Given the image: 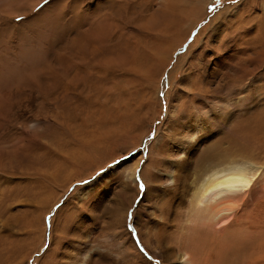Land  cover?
<instances>
[{
    "label": "rangeland",
    "instance_id": "1",
    "mask_svg": "<svg viewBox=\"0 0 264 264\" xmlns=\"http://www.w3.org/2000/svg\"><path fill=\"white\" fill-rule=\"evenodd\" d=\"M46 7L50 25L46 16L36 20ZM27 13H2L0 20L8 78L1 92L7 102L0 121V264H166L159 251L170 239L161 237L159 251L150 245L151 214L156 189L163 190L161 203L173 202L166 178L184 135L192 137V166L248 140L253 155L228 164L209 159L205 169L223 175L242 167L264 178V0H46ZM103 23V52L65 66L62 55L82 57L68 52L70 44L84 33L96 36ZM115 59L114 70L102 72L100 65ZM48 67L60 74L53 90L44 77ZM222 106L230 111L223 123ZM197 124L202 130L194 134ZM31 140L39 144L31 147ZM126 167L134 190L123 194ZM259 189L245 212L257 224L264 219ZM122 198L126 220L114 238L109 213ZM174 213L168 230L184 232L187 214ZM248 230L250 241L264 237L258 226ZM166 245L176 261L183 257L176 242ZM234 256L224 251L225 261Z\"/></svg>",
    "mask_w": 264,
    "mask_h": 264
},
{
    "label": "bare ground",
    "instance_id": "2",
    "mask_svg": "<svg viewBox=\"0 0 264 264\" xmlns=\"http://www.w3.org/2000/svg\"><path fill=\"white\" fill-rule=\"evenodd\" d=\"M43 1H46V0H20L19 2L10 0L8 3L4 4L3 6H0V8H1L0 9V20L3 17L2 13L8 14V15H22L24 13L25 15H27L28 14L27 11H29V13H30L34 8H36L38 5H40ZM115 6H116V4H115ZM48 10H49V7H46V9H42L41 12L38 13V15H36L37 22L40 21V19L44 16L48 17L47 18L48 22H46V23H49L51 21L52 17H49L48 15L45 14V12ZM22 11H23V13H22ZM80 11H83V10L80 9ZM53 13L55 14V12H53ZM65 13H66V11H65ZM94 15H95V13H94ZM55 16H56V14H55ZM89 16H91V14ZM89 16H86V17H89ZM56 18H57V16H56ZM130 18H131V16H130ZM78 20H80V19H78ZM44 21H45V19H44ZM44 21L42 19V22H44ZM105 23L101 24L99 30L96 32V34H97L96 36L93 35L91 37V34L87 35L86 33H84L85 35H82L83 37H81V39H79L78 41L72 42L70 44V46L67 49L68 52H69V50H71V49H69L71 47L72 49L75 50L74 53L77 52L82 57L79 58V61H75V60H72V58H69L67 56V54H66V56L62 55L60 58L62 59L65 66H68V62H71V64L73 63L75 65L80 64L82 66L84 63H86V61L88 59L92 58L95 55L98 56V54L103 52V50H104L103 45L105 44V43L103 44V42H105V41H102L103 33H105V30H107V25ZM52 24H53V22H52ZM49 25H50V23H49ZM109 25L110 24H108V26ZM109 28H111V27H109ZM2 31L3 30H1L0 34H2ZM88 38L91 39V41L86 42V39H88ZM97 40L101 41L100 44H98L99 47L95 44L92 46L94 51L91 50L90 53H87V51L89 49V45H92L93 42L97 41ZM116 64H117L116 59L114 60V62H110L109 60H106L100 66H101L102 72L103 71L106 72V71H109V69H113L112 67H114ZM69 66H70V64H69ZM3 71H4V68L2 67V61H0V121L3 120L4 113H5L4 110L6 108V102H7L5 100L6 97H4L3 94L1 93L2 88H3L2 86L6 85L5 80L7 78V76L5 75V73ZM48 72H49V74H48ZM55 72H58V70L55 67H51V68H49L47 73H45L46 76H44L48 80H50V82H51L50 83V89L51 90H53L51 85H53V81H54V80H52V78H55V77L57 78L60 75L59 73L56 74ZM14 76L15 75H13L12 78ZM55 82H54V84H55ZM8 90L10 91L9 88H8ZM11 94H12V91H11ZM9 99H10V97H9ZM25 102H27V100ZM28 103H30V101ZM7 105H8V103H7ZM229 113H230L229 107H226V106L219 107L218 111H217V114H218L221 122L223 121L224 117L227 116V114H229ZM216 116H215V118H216ZM198 120H199V118H198ZM38 125L39 124L37 122L35 124H32V127H37ZM200 125L201 124H197V128L195 129L194 134H196L202 130ZM245 135H246V133H245ZM183 137L188 142L184 141V139H181L180 145L177 146L176 153L173 156L174 160L170 166L171 171L167 172L168 176L166 178V184L169 187L168 191L174 195L171 198V199H173V202L171 203V205H170L169 201L161 203L163 201V199H162L163 198L162 197L163 190H162V188L156 189L158 191V195L160 196V198H159L157 207L152 212V214L150 213L153 217V222L150 226L151 229L153 230V233L150 234L151 244H150V242H149V244L151 246H154L156 248L155 250H158L159 248H158V245H156V244L157 243L161 244L162 241L161 242H159V241H160L161 237H163V236L169 237L170 242L166 241L167 244L170 243L172 245L175 242H176V244H178L177 247L183 254V257H180L179 261H176L174 254L172 252V249L171 248L169 249L168 245H166V243H164V246H163L166 250H163L162 252L158 250L160 252L159 253L160 258L166 264H264V237L262 238V236H261V238H259L258 240L254 239V240L250 241L249 234H250L251 230L250 231L248 230V229H250V227L258 226L260 228V231H262L261 233H263L264 232V223H263L264 219H263V222H260L257 224L256 220L253 221L252 219L246 218V216H245L246 210L250 209V206H251L252 202L254 201V200H251L253 194L255 192H257L259 188L261 189V191H259V192L261 194L264 193V178H262L261 181H258V179L260 177L255 178V176H253V177L250 176L249 175L250 171H248L247 169H244L242 167H233L230 170H228L227 173L224 172L225 174L223 173V175H216L215 171L210 170V169H208V171H206V169H205L206 163H208V162L210 163V160H213V161L221 163V164H228V163H232L235 158H238V157L248 158V157H250V155H253L252 153H254V151H253V148L248 146V143H249L248 140L244 139V141H243V139H242L243 142H246L245 145H243V143H242V145L239 147H236V148L231 147L227 150H222L221 152L214 153L209 158L210 160L206 159V157L204 156V158H200V164L199 165L196 164V166H194V165L192 166L191 164H193V162L196 161L195 159H197L195 156H191L193 154L190 153V149H187V147L190 146L189 141L191 140L192 137H191V135L190 136L184 135ZM256 141L260 142L259 140H256ZM22 142H23V140H22ZM28 142H30L31 147L32 146L36 147L39 144L37 142V140L27 141V143ZM158 143H159V141H158ZM23 145L20 142V146H18V148L16 146V148H17L16 151L18 152L19 150H21L23 148ZM254 156H255V154H254ZM170 158H171V156H170ZM133 159L135 161H137V156H134ZM205 159H206V161H204ZM240 162H242V161H240ZM125 165L126 164L122 163L121 165H119V167L115 168V170H113V171L116 172L118 169H120L122 167L124 168ZM201 167L204 168L202 174H201V171H202ZM128 170H129V167H126V174L128 172L127 175H129L128 176L129 178H125L126 180H125L123 185L124 186L126 185V186L122 188L123 194H127V193L134 190V189L130 188V182H129L130 178L133 180L134 172L132 171L131 173H129ZM198 173H199L200 178H201L200 180H198V177H196ZM159 175H161V174H159ZM159 175H158V178L162 179L163 174L161 176H159ZM96 183L97 182H95L89 186H93ZM150 189L153 191L152 188H150ZM151 190H149L148 192H150ZM84 192H87L86 193L87 195L88 194L91 195L92 194L91 187L85 189ZM146 195H149V194H146ZM150 196H151V194H150ZM151 198L149 197L148 200L150 201ZM124 202L125 201L122 198V199H120L119 206L117 208L114 207L115 209H110L109 221L112 225V228L115 230L114 238L121 234L122 231L118 232V229H120V227L123 226V224H125L127 212L122 214V208H121V205L124 204ZM167 204L169 206L166 208ZM181 204L187 205L185 210H183L181 208ZM142 205H141V207H142ZM146 209H148V208H146ZM172 211H175V213H177V214H182L184 212L182 217L185 214H187L185 216V224H184L185 230H184V232L178 233L176 230H172V231L168 230L167 223L171 220V217L173 216V214H170ZM182 217H181V219L183 220ZM140 219H141V216L138 218V220H140ZM147 222H148V220H147ZM149 224L150 223H148V225H146V226H149ZM226 224H228V225L226 226ZM175 226L180 227V224L176 223ZM193 226H194V230L192 229ZM246 226H247V228H244ZM240 228H243V229L241 230ZM191 229L193 230V232L190 234ZM172 232L177 234V236H175L173 239H171V237H170ZM125 233L127 234V232H125ZM188 233L190 235H188ZM240 233H241V235H240ZM126 234H124V235H126ZM173 236H174V234H173ZM239 236H240V238H238ZM153 237L156 238V241H154L152 239ZM256 242H258V244H259L258 245L259 255H258V251H257L256 256H252L253 254L251 253V251L255 250L254 243H256ZM128 244L130 245V242H128ZM121 250L122 249H120V251ZM225 250H228V251L232 252L233 254H235L232 262L224 260V251ZM121 253H122V251H121ZM94 256H95L94 254L92 256L88 255V258L92 259ZM172 258H174L173 261H172ZM80 262H81V264H87V262L85 263L82 260L79 261V264H80Z\"/></svg>",
    "mask_w": 264,
    "mask_h": 264
},
{
    "label": "snow or ice",
    "instance_id": "3",
    "mask_svg": "<svg viewBox=\"0 0 264 264\" xmlns=\"http://www.w3.org/2000/svg\"><path fill=\"white\" fill-rule=\"evenodd\" d=\"M140 187L143 188V184H141Z\"/></svg>",
    "mask_w": 264,
    "mask_h": 264
}]
</instances>
